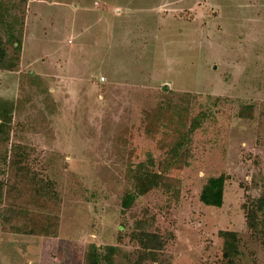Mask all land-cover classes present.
Masks as SVG:
<instances>
[{
  "label": "rangeland",
  "instance_id": "374dc122",
  "mask_svg": "<svg viewBox=\"0 0 264 264\" xmlns=\"http://www.w3.org/2000/svg\"><path fill=\"white\" fill-rule=\"evenodd\" d=\"M19 7L0 10L23 23L20 51L5 45L17 62L0 70V213L21 228L0 220V264H84L90 244L114 247L112 264H264L243 208L264 195V0ZM13 145L33 180L9 166ZM139 163L164 186L124 210ZM218 175L223 204L206 206ZM142 232L162 247L142 249Z\"/></svg>",
  "mask_w": 264,
  "mask_h": 264
},
{
  "label": "trees",
  "instance_id": "16d2710c",
  "mask_svg": "<svg viewBox=\"0 0 264 264\" xmlns=\"http://www.w3.org/2000/svg\"><path fill=\"white\" fill-rule=\"evenodd\" d=\"M27 3V0H19L18 3L15 1H11L9 7L2 6V1L0 0V10L2 8L5 9H18L20 8V5H24ZM17 18L11 17V15H8L6 13H0V29L2 30L3 34L6 36V39L3 40L1 34H0V70L5 71H11L12 68L15 66L17 59L16 57H12L8 54V51L5 48L6 44H11L16 52H19L21 49V35H22V25L23 23H20V30H15V24H18ZM4 110H7V106L4 105L2 108ZM5 111L1 110L0 113H4ZM198 118V117H197ZM193 119L192 125L189 129V132H193L198 127V120ZM3 122V121H2ZM181 126H183L182 123H180ZM184 136V135H183ZM182 137L178 138L174 145L171 147L168 157L170 159H173L178 155V151L180 146L182 145ZM16 153V154H15ZM19 156L20 159H25L24 154V147L13 145L10 148V158H9V166H15L17 168H20L18 176L28 179L29 181L33 180L32 177L29 175L26 176V174H22L23 168H21V163L23 161H15V156ZM132 180H133V186H134V192L133 193H127L124 195V198L122 200V208L124 210H127L131 207L132 203L134 202L135 198L140 195H144L150 190L158 187L164 186L163 176L157 172H153L150 169L146 167L145 164L139 163L135 170L132 172ZM224 184H225V176L224 175H218L214 177H209L205 184L203 185L200 194H199V200L201 203H203L206 206L211 207H221L223 204V196H224ZM2 185L0 184V203L2 202ZM245 210V220H246V226L249 228L250 231H252L254 234H256L259 239L261 240L263 246H264V195L260 196L255 201H251L248 203L247 206L243 207ZM10 215L5 214L2 211V214L0 213V220L2 221V229L3 226L8 224V230L11 233H20L21 228L18 225H14L10 223ZM24 232H27V234H36V235H46L43 231H32L31 229L25 230ZM136 240L139 242L140 247L142 249L147 250L148 252L151 251H157L159 250L162 245L160 242V239L150 233H139L136 237ZM226 242V246L228 247V241ZM116 249L111 246L104 247L103 251H100L98 247H96L94 244H90L87 248V251L84 255V264H103L102 261H104V264H112L111 263V254H114ZM110 253V254H109ZM223 257L228 260V262H231L230 254H229V248L225 249L223 253Z\"/></svg>",
  "mask_w": 264,
  "mask_h": 264
}]
</instances>
